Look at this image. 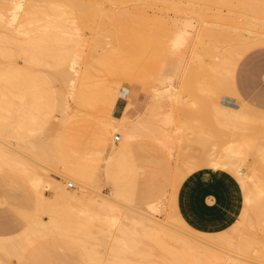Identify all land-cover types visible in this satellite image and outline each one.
<instances>
[{
	"label": "rangeland",
	"instance_id": "obj_1",
	"mask_svg": "<svg viewBox=\"0 0 264 264\" xmlns=\"http://www.w3.org/2000/svg\"><path fill=\"white\" fill-rule=\"evenodd\" d=\"M105 1H103V3H104L103 7L104 8H105V6H107L108 8L112 9L111 7H113V5H115L114 2L116 3L117 1L120 2L119 4H121V3L124 4L123 8H125V6L128 5V7L126 6L127 8H125L126 9L125 10L122 8L121 5H120L121 7L119 6L120 7L119 8L118 7L119 4L116 3V6H117L116 9L117 10L113 7L115 13L113 12V9H112V13H111L114 15L116 14L117 18H120V20L122 18V20L124 19L123 20L124 22L126 20L127 21L125 23L123 21H121L120 23H114L115 18H116L115 17L114 21L111 20V21H113L112 24L114 23V24H119V25H114V24L112 25L109 23L110 17H108V19L106 17V20H109V22L105 21L106 23L102 27H99V26L97 27V25H95V28H94V25L91 24V25H93L92 28H94V30L91 29V26L89 24L88 27H90V29L88 31V29H87L88 27L85 28V26L87 24H85V26L82 27V24H84L85 22L83 20H80L81 18L77 17L78 15H74L72 17V19L75 20V18H76L77 20L76 21L73 20V23H71V24H69V26L67 25V27H65L66 29L65 28L62 29L63 33H66V35L69 34L68 39L73 40L72 44L70 43L71 40L69 41L66 39L65 42H63L64 45H62V43H59L60 46H59V44L57 46V48H59V49L56 48V50H59L60 51L59 53H61L65 58L67 57L66 59L64 58V62H67V63L61 62V64L64 63L66 65H64V64L60 65L61 68L65 67V69H62V70L65 71L64 73L66 75H64V76H66V77L65 78L58 77L59 76V74H57L58 70L61 69V68H59V63H58V62H60V60L56 61L55 67H57V68L53 67L56 70L58 69L57 73H55L56 75L52 74L53 72H56V70H54L52 68L51 69L50 68H48V69L44 68V71L42 70L43 72L42 73L40 72L38 77H36V76L35 77L33 76L34 78L30 77V79L33 80V82L35 84H36V82L40 83V84L38 83V85L36 84V86H39L41 88V92L44 93V96H46L50 99L55 98V99H53V103L59 102V103H56V106L54 104V109H53L54 112L53 113H51L50 115L48 114L47 116H45V115L43 116L42 114H44V113L43 112L41 113V111H38L41 109H39V108L34 109V108H37L39 106V103H35V105H34L31 101V100H33L32 97L34 95H32L31 93H30L31 94L30 95L29 93L23 94V92H19V91H15V90L14 91L9 90L0 81V124H3L5 129H6L5 134H4V136L6 138L5 142L7 141L10 146L19 150L20 149L19 147H24L25 145L27 146V144H29L28 142L29 141L31 142L30 139H35V136H37V135H35L34 138L33 137L31 138V136L34 135V134L33 135L31 134V136H29L30 137L29 139L28 138L24 139L21 136H19V137L17 136L16 132L18 130L20 113L23 111L26 114L30 115L31 118L38 116V117H41L40 119L43 121H45V119H43L42 117H44L46 119H47V117H49L48 118V120H49L48 125L52 126L51 127L52 128V134L56 133L54 130H58V129H59V131H58L59 134L65 135L70 130H73V132H74V130L76 131L77 129L81 128V132H83V133L80 134L81 135L80 137H82L80 139V141L85 143V146H87L89 144L90 145L92 144V146H87L86 147L87 149L85 147H83L84 149H86V151L84 149L79 150V149L73 148V151H71V154L74 153L73 154L74 156L75 155L76 156H82V153L84 152L83 156H86L85 154L87 153V150L90 149L87 153L88 154L87 156L89 157V158L87 157V160H90L91 162L88 161L90 164L88 162H86V163H88V165L90 167L93 164H94V166L96 165L97 169L93 166L91 167V169L94 168L95 170L99 169L101 171H97L99 173L96 174L95 173L96 171H94V169L91 171L89 170L90 176L92 175L93 177H90L91 182L89 181L88 183H90V184L92 183V184H91V186H89V184H88V186L91 187L90 188L91 190L93 189L92 190L93 194L96 193V194H100L103 196H110L111 186H110V184H108L109 182H107L106 176L104 175V172L101 169V166L103 165V161H102L103 159L102 158L105 155L107 157V154L110 153L109 149L111 148L110 147L111 145L119 148L121 143L124 141V136L122 133H119V132H114V134L111 135V133L109 131H107L106 129L107 128H108V130L110 129L109 128L110 123H115L114 119L117 120L118 118H120L122 116H127V117L129 116L131 119H143L144 118L146 121V122L143 121V122H145L144 123L145 127L146 128L149 127L151 131L146 129L143 126L141 128V132L138 133L136 136V139L134 142V146H135L134 152L126 155V157L128 159H129V157L132 160L134 159V161H133L134 167L132 169V173L129 174L128 179H132L131 187H132L133 197H134L135 202L134 201H126V200L122 201V200H120V201H118V205L125 203V204H122L125 207H124V209H123V207H120V206L119 207L122 208L124 211H126V210L129 211L128 209H130V210L132 209L133 210L132 213L138 211L137 213H133L135 215L140 213V212L145 213L146 215H153L154 214L151 217H153V218L155 217L159 220V222H162L164 224L163 227L167 231L175 232V228H173V227H177V229H176L177 232H175V233H179V235L184 234L183 238H185L187 236L189 238V240L190 239H191V241L194 240L198 244H199L198 241H200V244L203 243V246H204V243H205V245L207 244L209 247L211 246L210 244H212L213 246H211L210 248H214L216 245L218 247V249L215 250L217 248V247H215L214 249H212L214 251H218V252L219 251L220 252L225 251V252H230V253H236L238 249L235 251V248L237 246H239L238 244H241L242 247L241 246L240 247L243 248L244 250L246 247L251 249V247H248V246L245 247L244 244H246V241L242 240V239H240V241L241 240L243 242L245 241L244 244H243V242H240L239 240L236 241V238L232 239V243L237 242L236 244H233V246H236V245L237 246L234 248V250H232L229 248V246L232 247V244L231 245H225V244L220 243V245H219L218 241H217L218 243H216L215 239H217L218 237L216 238L214 234L213 235L215 238L212 237L211 234L210 235L204 234V236H209V238L207 239L204 236L202 237L201 236L202 234H200L197 231H194L191 228L187 227L189 229V231H188V229H185L186 226L184 225V221L180 217V215L178 214V211H177V195H178L179 188H180L181 184L183 183V181L189 175L195 173L196 171H198L200 169H204V168L213 169L212 168L213 164L216 163L217 164V168H216L217 170L226 171L224 169L226 166L225 165L223 166V164H222L224 162V159L222 160L221 157L225 156L224 154L227 152L231 154V152L235 151L238 147L239 148L243 147V146H237V148H234V147H236V143L239 145H241V143H238L239 141L233 140L234 138L231 134L232 132H237L238 134L242 133L243 135L248 134L247 137L250 136L249 138L257 139V141L261 138L260 135H261V131L263 132V128H262L263 124L260 125L259 124L260 122H258V123H256V122H254V123H239V124H243V126H244V127L243 126L240 127L241 133H239L238 132L239 130L237 128L238 126H233L234 128L232 126H230V128H229L228 125L225 126V125L221 124L220 122H218L219 120H218V118H216L217 116L211 107V103H212V101H215L217 103L227 102L228 99L225 100V98L228 97V98L233 99V101L231 102L233 105H236V106L242 105V103L237 100V96L235 94H233V95H235V96H233L232 94L219 93V92H217L218 91L217 88H215V87H217V82H214V81H217L216 71H217V68H220L221 61H222V58L224 56L223 55L224 49H223V46H221V44L219 42H217L218 41L217 35H218L219 30H222V31L231 30V29H229V26H230V24H233L234 22L232 23V21H231L228 25L227 24L228 20H226L227 17H232L233 19L235 18L236 21H243L245 19L246 20L250 19L251 24L253 26H257L256 23H259L261 20V19L259 20V18L260 17L264 18V13H263L264 11L260 10L262 7H260V8L258 7V5L260 6V4H258L256 0H251V1L246 0L245 1L246 4L242 0H240V1L239 0H231L230 2H229V0L228 1L227 0H212V2L214 1L215 4L209 2V0H202V1L200 0V2H202V3H199V1L197 3L196 0H192L194 2H192L190 0L189 1L188 0H184V1L178 0V2H177V0H173V1L171 0V2H173V3H170V0H169V2H168V0H167V2L165 0H161V1H163V3L160 0H153V1L142 0L144 2L148 1L149 4L144 3L141 0H131V1L122 0L125 3L121 2L120 0H116V1L112 0V2H110L112 5L108 4L109 3L108 1H110V0H107V3H105ZM139 1L141 3H139ZM187 1H188V3H187ZM237 1L240 3H238ZM134 2L135 3L137 2V3L134 4ZM189 2L191 4H189ZM227 2H228V5H226ZM252 2H253V4H252ZM129 3H130V6H129ZM167 3L172 4L173 6L176 3L177 4L173 7L174 8L173 9L171 7L172 5L169 6V4H167ZM192 3L195 4V6ZM196 3H197V5H201L203 8H200L201 6H196ZM208 3H210V5H208ZM234 3H235V5H234ZM143 4H144V6L147 5L149 8L144 7ZM179 4L182 5L181 7H183V8L179 7V9L181 8V10L178 9ZM231 4H232V6H231ZM189 5H190V7H189ZM246 5L248 6L247 7L248 12L245 11ZM132 6L133 7L134 6L135 7L143 6L141 8L144 9L145 11H143L140 8L141 11L138 13L137 10L139 9V7H138V9H136V8L132 9ZM153 6L154 7L160 6V8L156 7L155 8L156 10H153L154 9ZM192 6L196 7V9L193 8ZM205 6H207V7H205ZM107 7L105 9L106 12L111 11ZM197 7H199V8H197ZM227 7H228V10H229V7L234 8V10L230 9L228 11ZM235 7H236V9H235ZM204 8L207 9L206 12H204L205 10L203 11ZM211 8L212 9L215 8V10L212 11ZM252 8H253V10H252ZM107 10H109V11H107ZM123 10H125L127 13H125ZM131 10L134 11L133 12L134 14H132ZM257 10H260L263 15H259L258 14L259 11H257ZM117 11H119V14ZM120 11H123V13H124V15L122 14L123 17L121 16ZM230 11H234V13H232ZM136 12H137V14H136ZM142 12H144V13H142ZM129 13H131L133 15L132 17H135V18L134 19L132 17L129 18ZM235 13H237V14H235ZM255 13H256V15H255ZM108 14H110V12ZM111 14H110V16H111ZM126 14H128V16H125ZM131 14H130V16H131ZM218 14H219V16H218ZM118 16H121V17H118ZM128 18H129V20H128ZM136 18H138V19H136ZM254 18H258V22L256 20H254ZM78 19L80 20V22ZM81 21H83V22L81 23ZM129 21L130 22L134 21V22L131 23L132 24L131 25V24H129L130 23ZM135 21L137 24L135 23ZM121 23H122V26L120 28ZM261 23H264V22L261 21ZM109 24L112 25V27ZM134 24H136V25H134ZM106 25L110 26L111 28L106 26ZM123 25L127 26L126 28H128V29L126 30L124 28L125 26L123 27ZM113 26H116V28H118L117 26H119V30L122 28H123V30L119 31L118 29L114 28ZM83 28H85L86 30H84ZM97 28L102 30L101 34L98 32L100 30ZM104 28H108L109 31H107L108 29L103 30ZM96 29H97V31H96ZM115 29H116V32H115L116 34L114 33ZM110 31H113L112 36L117 35V38L112 37L111 35H108V34H110ZM118 31L121 34L120 36L117 33ZM199 31H201L200 35H199ZM124 33H126V34H124ZM123 34H124V36L127 35L128 37L127 36L124 37ZM184 35L186 36V38ZM182 36H183V38H182ZM199 36H200V38H199ZM187 37H188V39H187ZM113 38H115V39H113ZM117 39H120L119 42L121 44L119 42H117L120 46L123 45L124 47H126V48L121 47L122 50L126 49V51L123 50V52L125 51L124 53H121L122 52L121 51L120 54H118L119 53L118 50H120L119 47H117L118 53L115 51L117 49V48H115V46H117V43H116ZM179 39H181V40H179ZM186 39H187V42H186ZM212 39H214V42ZM175 41H176V43H175ZM181 41H183V42H181ZM195 41H196V43H195ZM203 42H204V44H203ZM207 43H208V46H206ZM129 44L131 46H128ZM195 45H196V47H195ZM218 45H220V46H218ZM188 46H190V47H188ZM61 48H62V50L66 49V51L63 50L64 51L63 52L61 50ZM112 48H113V52H112ZM96 50H99V51L101 50V54L98 52L100 57L95 52ZM102 50L105 52L104 56H109L110 52H111V54L114 55V57L116 56V58H114L113 55H110L109 57L112 56V58L110 59L108 57L110 59V61H107V62L113 61V58L117 59L118 55H120V58L117 59V61H116L117 63L114 60L116 66L120 63L118 60H120L121 57L123 56V54H125V56H123L121 59V62H123V63L120 64L121 66L120 65H119V67L117 66V68H119V69L116 68L117 69L116 71H118L119 76H118V74L115 76L116 73H114V72H112L114 74L110 73V71H107L105 73L103 72V70H102L103 65L107 64V62L104 63L106 61L105 58L106 59H108V58L104 57L102 55L103 54ZM107 50H110V52L108 51L109 55L107 53ZM220 50H222V51H220ZM70 51H74V52L70 53ZM127 51H128V54H127ZM132 51H134V52H132ZM67 52L70 54L74 53V55L76 56L75 59L81 60V64H79L80 69H81L79 72L80 74L79 73L76 74L77 72L75 73L74 72L75 70L73 68H72L73 72H72V70L71 71L69 70L70 68H67V66L69 64H72L71 62L75 63L74 61H76V60H74L75 56L74 57H72V56L68 57L69 54ZM115 52L117 55L114 54ZM130 53H132V54H130ZM67 54H68V56H67ZM93 54H95V55L97 54V55L93 56ZM214 54H215V58H217L218 56H219V58L214 59ZM86 55L88 57H85ZM249 55L250 56H246L245 58L241 59L239 65H237V66H230L229 65L231 68V69L229 68V72L236 75V77H237V80L235 82H233L236 90L239 91V93L245 97L246 101H248L250 103H252V102L254 103V101L259 100L260 99L259 97L264 94V51L262 50V51L252 52ZM89 57L90 58H92V57L98 58L99 57L101 59L98 58V60L96 61V59L91 60ZM102 57H104V58H102ZM196 57H197V59H196ZM69 59L72 61H70ZM84 59H87V62H85ZM90 60L95 61L97 66H95L96 64L93 65L94 63L91 62ZM102 60H104V62H103L102 68H101L102 62H100V61H102ZM125 61H127V62H125ZM19 62H20L21 66L24 65V62H22V60H19ZM83 62L86 63L87 65L89 64L90 68L88 69V71L93 66L96 69H94V68H92V69L94 71L97 70V72L95 71L93 74H91V73L89 74V72L86 69L85 71L88 72L89 75L86 72H85L86 75H84V74L82 75L81 72L84 73L83 70L85 69L84 67H81L82 65L85 66L83 64ZM89 62H91L92 65ZM98 63L100 64L99 66L101 69L99 68ZM87 65L85 66L86 68H87ZM110 65L111 64H107V65H104V67L106 68V66H110ZM112 65H114V63ZM112 65L110 67H113ZM249 65L254 66L257 69V74H256L257 77L254 79H252L251 77H249L247 79H243L244 78L243 77V70L246 66H249ZM181 66H182V73L179 74ZM188 66H189V68H188ZM69 67H71V66L69 65ZM66 68H67V70H66ZM105 68H104V70H105ZM99 69H100V72L98 71ZM230 70H232V71H230ZM67 71H68V73H66ZM225 71H227V66L225 68ZM59 72H61V70ZM70 73H72V74H70ZM73 73H75L79 77L78 78L74 77ZM106 73H110V76H109V74L107 76ZM227 73H228V71H227ZM61 74L63 76V73H61ZM81 75H82V77H80ZM113 75H114V77H113ZM67 76H71V77H67ZM71 81H74V83H72ZM200 82H202V83H200ZM75 84H76V86H75ZM171 86H173V87H171ZM171 88H173V90H171ZM168 89L171 90L167 94V96L169 98L167 96L164 97L165 100H162L163 102L161 101V103H157L158 104L157 105L156 100H154L155 98L154 97L152 98V96H154L156 94L157 90L166 92ZM80 90L81 91L83 90V92H85L84 93L85 95H81L82 93ZM79 91L81 93V94H79V95H81L80 97H79V95L77 96V94H76V93H79ZM173 93H174V96H173ZM239 93H237V94H239ZM103 94L106 96H104ZM169 94H171L172 97ZM177 94H179V95H177ZM86 95H89V96L86 97ZM39 96H40V93H38V95H37V97H38L37 99H40V102L43 101L42 99H44V100L46 99L43 96H42L43 98L42 97L40 98ZM83 96H85V97H83ZM100 96L102 98H104V97H106V98H104V100H103V99H101ZM30 97H31V100H29ZM77 97H79L81 99L80 100L78 98L80 100V102L78 101ZM98 97L100 100L97 99ZM58 98H59V100H58ZM55 100H57V101H55ZM84 100H85V103L89 102L90 104L88 105V103H87L85 105ZM88 100H90V101H88ZM105 100H108V101H105ZM29 101H30V103H29ZM91 101H93V102L91 103ZM94 102L96 103V105L94 104ZM107 102H109L110 105H107L106 104ZM152 102H154L155 105L158 106V107L157 106L156 107L159 110L156 109L155 105L152 104ZM31 104L34 107H32ZM57 104H59V105H57ZM92 104H94L95 108L92 107L93 106ZM97 104H98V106H97ZM112 104H114V105L112 106ZM161 104H162V106H161ZM153 105H154V107H153ZM62 106H63V108H62ZM100 106L102 107V109L106 107L105 109L108 108V110L103 111V110H101V108H99ZM111 106H112V108H111ZM58 107H59V109L62 108V110H59V109L57 110ZM151 107H153V108L151 109ZM202 107L206 108V109H202ZM257 107H258V109L262 110V108L260 106H257ZM78 108H80V109H78ZM97 108L100 109L101 111L98 110ZM208 109H210V110H208ZM42 111H43V109H42ZM99 111L101 112V115L98 116ZM149 111H152V112L154 111V112L152 113ZM31 112L34 114L36 113V114L33 116V115H31L32 114ZM37 112L38 113L40 112L41 114L39 113V115H37L38 114ZM64 112H66V114H65L66 116H68L70 113H72V114L75 113V115L77 117H75V115L72 116V114H71V117L66 118L69 121H67L65 119L67 122L65 123V125L63 124V126H62V122H65L63 120L64 118L62 117L64 115ZM106 112H110V113H107V115L111 114V116H109V117L110 118L113 117V118L110 119L107 115L105 116ZM206 112H209V113H206ZM151 113H152V115H151ZM167 113H170L172 115V117L170 115L168 118L171 121V122L169 121L170 123L168 122V119L166 118ZM213 113H214V115H213ZM156 114L158 117L156 116ZM158 114H160V115H158ZM259 114H260V112H258V115ZM148 116H153L154 118L148 117ZM71 118H74V119L70 120ZM172 118H173V121H172ZM40 119L37 117L34 120L32 119V121H34L33 122L34 124L32 127L34 130H37V128L39 129V127H38V126H40L39 122L42 123V121ZM152 119H153V122H152ZM103 120L105 122H107L109 120V122H107V124H104ZM216 120H218V121H216ZM203 121H205V122H203ZM35 123H37V124H35ZM146 124L148 126H146ZM256 124H258V126H256ZM34 125H36V126H34ZM104 125H107L108 127L107 126L104 127ZM248 125L250 127L245 128V126H248ZM251 125H252V127H251ZM259 126H261V128ZM61 127H62V129H61ZM257 127H258V129L259 128L260 129L258 130ZM60 129H61V131H60ZM156 129H158V130H156ZM256 129H257V131H256ZM34 130H33V133H36ZM162 130L163 131L165 130V132H163ZM42 131H41V129H40V131H38V135H41L40 138H43V139H44V137L47 138L48 136L45 135L44 131L42 133ZM249 131H250V133L251 132L252 133L250 134ZM58 132H57V134H58ZM220 132L222 134H220ZM159 133H161V134H159ZM57 134H55V136ZM213 134H215V135H213ZM114 135H116L117 137L120 136L119 142H116L114 140ZM217 135L218 136L220 135L221 137L220 136L218 137ZM222 135H224V137ZM216 136H217V138H215ZM36 138H38V137H36ZM45 140L47 141L48 139H44L43 141H45ZM229 141H231V142H229ZM31 144H32V142H31ZM102 144H103V146H102ZM232 146H233V148H232ZM21 150H19V151H21ZM78 151L81 153H79ZM91 152H93V153H91ZM89 154H91V155H89ZM203 155H205L204 156L205 158L203 157ZM91 156H93V157H91ZM94 156H95V158H94ZM219 156H221V157H219ZM214 158H216V160ZM199 159H200V161H199ZM212 159H214L216 162ZM95 160H97V161L101 160V162L99 163V162H96ZM205 160L207 162V165L209 164L210 166L205 165L202 167V164L205 163ZM196 162L198 165H195ZM211 162H213V163H211ZM218 162L220 165L222 164V166H220L218 164ZM48 163H50L51 165ZM135 163H136V165H135ZM100 164H102V165H100ZM41 165H45L44 167L48 168L47 174L51 178H53L57 181H60L65 188L67 187L66 186L67 182H73L74 183L73 180L65 179L60 175V173H62V171H63L62 170L63 165L61 163H59L57 161H50V162H47V163H44ZM90 167H89V169H90ZM253 168H255L256 175L258 176V178L261 180V182L264 185V166L262 164H260L259 162L257 163L256 160L250 159L249 161L245 162V164H243L242 171L246 175L250 172L253 173L252 172ZM20 169H22V167L17 168V166L16 167L14 166V168H13L12 166H10V167L9 166L8 167L7 166H0V177L2 178L3 181H4V179L7 180V181H4L5 183L7 182L6 183L7 187H9V188L11 187L10 191L7 190L9 188H7L6 185H5L6 189L4 188V186L1 188L3 181L0 178V180L2 181V182L0 181V184H1L0 190L3 188L5 189V190L0 191V201H1L0 202V211L4 212V216L1 220L4 223L13 225L15 227L11 231L0 232V236L2 235L4 237H13L15 235L22 233L24 231V229L27 228V225H28L27 219H26V217H23V214L21 215L19 213L20 211L33 213V214L37 213L39 215V218L42 221H44L45 223L50 221V215H48L47 212L42 213V211H45L47 209L42 210V211L39 210V206H38V202H37V192H36L37 188H36L35 184L33 182L29 181L27 175L24 174L25 172L23 171V169H22V171L24 173ZM185 171H186V173H185ZM226 172L231 173L229 171H226ZM231 174L234 175L233 173H231ZM234 176L237 179L239 178L237 175H234ZM8 180H10L9 181L10 183L8 182ZM238 181H239V179H238ZM11 182H13V183H11ZM74 184L77 187L76 190H78L79 189L78 185L76 183H74ZM43 185H45V184H43ZM52 188H53V186H51V185L49 187L43 188L44 193L47 196H49ZM15 189L19 191L20 196L18 195V192L16 195V192H14ZM6 190H7V192H5ZM242 190H243V188H242ZM2 191L5 192V195L3 192L4 196H6L8 194V191H9L11 195L13 194L14 196H16V198H19L20 200L21 199L24 200V203H25L24 207H26V208L25 209L23 208L24 210L21 209L23 207V204H22V202H20V204L22 205L20 208H18V209H20V211L18 209H16L17 210L16 211L14 208L15 207L17 208L18 205L20 206L19 202L16 203L17 201L15 202L14 199L11 200L12 198H10V196H11L10 194L8 195L9 198L7 196L4 197L2 195ZM243 193H244V198H245V191L244 190H243ZM22 195H24V196H22ZM3 197L6 200H8V203H9V199H10V201L15 202L14 204L11 203V205H13V206L15 204H18V205L15 207H13V206L11 207V206H8V205H10V203L4 204L2 202V199H4ZM160 200H163V202H164V205H165V207L163 208L164 211L162 209L158 213L152 212V210H150V208H149V205L152 202L160 201ZM120 202H122V203H120ZM27 207H28V209H27ZM58 208H59V206H58ZM125 208H126V210H125ZM134 208H136V209H134ZM26 209L29 211H27ZM77 209H79L78 212L81 214L80 208L77 207ZM135 210H137V211H135ZM139 210H140V212H139ZM76 211L77 210H75L74 212H76ZM74 212H73V214H71V216H69V218L73 217L72 215H74V214H75L74 217H76V214L78 212L77 213H74ZM174 213H176V214H174ZM247 213L248 214L244 215V213L242 211V214L244 217L241 214L242 217H240L239 220L237 221L240 223V225H242L241 222H243V221H240V219L243 220V218H244V220H245V218H247L246 220H249V223L247 221V223H248L247 226H249L251 223H253V221H254L253 219L255 218L254 212L249 208L247 210ZM80 214H77V217H76L79 222L81 221L80 217H79ZM176 215H178V216H176ZM87 216L90 217L89 214H87L85 216L82 215L81 217L82 218L86 217L85 219L88 220L89 218H87ZM138 216L141 217L140 214ZM174 216L176 217V219H178L177 220L178 223H177V221L175 223L174 220L171 218ZM101 217H102V221L99 219L100 218V216H99L97 218L98 219L97 223L100 222L99 224L102 226L103 218L105 221L106 217L103 214L101 215ZM249 217H251V218H249ZM256 218L258 219L257 215H256ZM73 219L71 221L72 223L75 221V219L74 220ZM77 219L75 222L79 223V222H77ZM85 219H82V220L84 221ZM171 219H172V221H171ZM251 219H252V221H251ZM257 219H256V221H258ZM261 219L262 218H260V220ZM166 220L169 223V225L167 224ZM181 220H182V222H181ZM68 221H69V219H68ZM96 221H94V226L96 225L95 226L96 227L95 232H93L94 229L91 232L93 234L95 233L96 236H98L97 233H99V231H100V233H102V232L97 227L100 225L97 224ZM179 222H181V224L184 225L185 227H183ZM237 222L235 223L236 225H233L234 228L233 227L230 228L231 232H233V233H236L235 230H238V228L242 229V228H240L241 226L239 225V223L237 224ZM84 224H86L85 221H84ZM79 225H80V223H79ZM89 225H91L92 228H95L93 226V222L90 223ZM171 225H172V227H170ZM237 225L239 227H237ZM247 226L243 224L242 227H245L247 229L248 228ZM72 227H74V226H72ZM100 228H102V227H100ZM179 228L182 230H180ZM230 229L226 230L227 235H229ZM232 229H233V231H232ZM252 229H251V227H250V230L248 228V230L246 231L247 233L243 231L244 228L242 230L244 233L247 234L245 236L244 233H242L245 236L247 243L249 242L248 243L249 246H250V243L255 242L256 239L254 238L255 236H253L252 237V238H254V239H252L253 241L251 240V238L248 241V239L246 238L248 236V233H253L254 235L256 234L257 235L256 238H258V240L260 238H262L260 241L263 244L264 238L262 237V235H263L262 230L259 227L255 228L254 230H252ZM113 230H115V229H113ZM183 230H185L184 232H186L187 234H185L184 232L181 233V231H183ZM195 232H196V234H194ZM113 233H114V231H113ZM223 233H221L222 237L226 236L225 235L226 233L224 231H223ZM188 234H190V235H188ZM114 235L115 234H113L111 236L115 237L116 235L115 236ZM216 235H220V234L216 233ZM96 236H93V238ZM102 236H103V233L100 234L98 236V238L101 239ZM112 237L110 238V234H108V239L110 238V240H108V239L107 240L109 243L114 242V240L111 241V239H113ZM192 237H196V238H192ZM198 239H200V240H198ZM202 239L204 240V242L201 241ZM91 240H92V238H91ZM238 241H239V243H238ZM256 243H255V245H256ZM172 244L174 245L175 243H171V246H173ZM253 244L254 243H251L252 246H254ZM258 244H259V242H258ZM258 244H257V246L252 247L249 256L248 255L244 256V254L240 255L238 252L236 253V255L237 256L240 255V259L244 258L247 261H255V262L262 264L263 262L258 260L255 257L256 253H257L256 251H261V250H259V248H261V246H258ZM207 245H206V247H207ZM37 246L42 247V249H45V251H46V249H47V251L50 249H53L54 252H50V256H51L52 260L54 261V263L62 264L64 262V260L70 259L73 262H76L79 264H89L83 250L75 244L74 239L72 237H67L64 235H54V236H50V237L40 238L39 240L34 242L28 248V250L25 252V254L22 258L21 263H19V260L15 259V257H11V258H9V260H7L8 259L7 257L2 256L1 258H3V257L4 258L3 259L0 258V260L2 261V262L0 261V264H9V263H11V264H27V262L33 256V254L36 253L35 248ZM175 246H173L171 248L174 250H179L178 246L177 247H175ZM220 246H222V249L220 248ZM263 247H264V244H263ZM255 248H257V249H255ZM97 249H100V250L102 249L101 250L102 252L100 250H97V251L100 252L102 256L105 253L104 258H106V256H107L106 250L107 249L104 248L105 252H104V249L101 247L97 248ZM243 249H241V251ZM254 249H255V251H254ZM261 249H262V251H264V248H261ZM227 250H229V251H227ZM37 254L38 253H36V255ZM107 258H108V256H107ZM6 262H8V263H6Z\"/></svg>",
	"mask_w": 264,
	"mask_h": 264
},
{
	"label": "bare ground",
	"instance_id": "obj_2",
	"mask_svg": "<svg viewBox=\"0 0 264 264\" xmlns=\"http://www.w3.org/2000/svg\"><path fill=\"white\" fill-rule=\"evenodd\" d=\"M103 1H105V0H0V81L2 82V84L4 86H6L9 90H13V91L15 90V91L23 92V94H27V93L30 94L31 93L32 95H34L33 96L34 98L32 97L33 100H31V97L29 100H31L34 105H35V103H39V106L41 105L40 107L38 106L37 108H34V109H38V108L41 109L38 111H41V113L43 112L44 113V114H42L43 116L44 115L47 116L48 114L50 115L51 113H53L54 112V110H53L54 104L56 106V103H59V102H55V101H57V100H55L54 101L55 103H53V99H55V98L50 99V98L44 96V93L41 92V88L39 86H36V84L38 85L39 82L37 83L35 81L36 82V84H35L33 82V80L30 79V77H33V76L38 77L40 72L42 73L44 71V68H47V69L52 68V69L56 70L55 68H57V67H55V65H56V61H58V60H60V62H58L59 68H61L60 65L67 63V62H64L65 57L61 53H59L60 51L56 50V48H57L59 43H62V45H64L63 42H65L66 39L69 40L68 39L69 34L66 35V33H63L62 29L67 27V25L69 26V24L73 23L74 19H72V17L74 15H78L77 17H80L81 18L80 20H83L85 22L84 24H82V27L85 26V24H87L85 26V28H86L90 24L92 30H94L95 25H97V27L98 26L102 27L106 23L105 21L109 22V20H106V17H107V19H108V17H110V22H109L110 24H112L115 17L116 18H115L114 23H120L121 21L124 20V19L122 20V18H121V20H120V18H117L116 14L115 15L111 14L113 7L116 9L117 8L116 3L119 4L120 2H118V1L116 3L114 2L115 5H113V7H111L112 9H110L107 6H105V8L103 7V5H104ZM120 1L123 2L122 0H120ZM129 1H131V0H129ZM148 1L147 2L142 1V2L149 4ZM151 1H153V0H151ZM165 1L167 2V0H165ZM188 1H187V3H188ZM190 1H192V0H190ZM196 1H197V3H198V1H199V3H202V2H200V0H196ZM230 1L231 0H229V2ZM242 1L245 3L246 0H242ZM256 1L258 4H260V6L258 5V7L259 8L262 7L260 10L264 11V0H256ZM108 2H109L108 4H111L110 2H112V0H110ZM161 2L163 3V1H161ZM168 2H169V0H168ZM177 2H178V0H177ZM192 2H194V1H192ZM209 2L214 3V1L212 2V0L211 1L209 0ZM105 3H107V0L105 1ZM123 3H125V2H123ZM136 3L134 2V4H136ZM139 3H141V2L139 1ZM170 3H173V2H171V0H170ZM197 3H196V6H201V5H197ZM238 3H240V2H238ZM167 4H169V3H167ZM189 4H191V3L189 2ZM252 4H253V2H252ZM120 5L122 6V8L124 7V4H122V3L119 4L118 7ZM170 5H172V4H169V6ZM193 5L195 6V4H193ZM208 5H210V3H208ZM226 5H228V2L226 3ZM234 5H235V3H234ZM126 6L128 7V5H126ZM126 6H125V8H127ZM129 6H130V3H129ZM143 6H144V4H143ZM143 6H138L139 9H138V7L132 6V9L133 8L138 9L139 11L137 10V12L139 13L142 9L141 7H143ZM174 6L172 5L171 7L173 8ZM181 6L182 5L179 4L178 9ZM231 6H232V4H231ZM106 7L111 10V11L107 10L110 12L111 16H110V14H108L109 12H106V10H105ZM144 7L147 8L148 6L146 5ZM156 7H158V6H156ZM156 7H154L153 10H156L155 9ZM189 7H190V5H189ZM205 7H207V6H205ZM247 7L248 6L246 5L245 11L248 12ZM125 8H123V9H125ZM158 8H160V6ZM181 8H183V7H181ZM181 8L179 10H181ZM193 8L196 9V7H193ZM197 8H199V7H197ZM200 8H203V7L201 6ZM215 8L214 9L211 8L212 11H214ZM230 9L234 10V8H232V7H229V10ZM235 9H236V7H235ZM125 10H123V11L125 13H127ZM142 10L145 11L144 9H142ZM206 10H207L206 8L203 9L204 12H206ZM227 10H228V7H227ZM252 10H253V8H252ZM260 10H257V11H259L258 14L263 15ZM123 11H120V14L122 17L124 15ZM113 12H114V9H113ZM117 12L119 14V11H117ZM133 12L134 11H132V14H134ZM137 12H136V14H137ZM230 12L234 13V11H230ZM142 13H144V12H142ZM130 14L131 13H129V18L133 16L132 14L130 16ZM235 14H237V13H235ZM255 15H256V13H255ZM121 16H118V17H121ZM125 16H128V14H126ZM218 16H219V14H218ZM129 18H128V20H129ZM132 18L134 19L135 17H132ZM136 19H138V18H136ZM76 20L77 19L75 18L74 21H76ZM80 20H79V22H80ZM111 20H113V21H111ZM226 20H228L227 21L228 25L231 21H232V23L233 22L234 23L230 24V26H229V29H231L232 31L226 30L227 31L226 32V31L219 30V32H218V35H217L218 41L217 42H219L221 44V46H223V49H224L223 55L224 56H223V58L221 57L222 58L221 66H220V68H217V71H216L217 81H214V82H217V87H215L218 90V91L216 90L217 92L227 93V94H232V95L235 94L237 96L236 90L234 89V83H233L235 75L229 72V68H230V66H237L238 63L240 62V60L250 51H252L256 48H259V47H264V23H261V21L264 22V18H261V17L259 18L260 24L256 23L257 26H253L251 24L250 19L249 20L245 19L243 21H236L235 18L233 19L232 17H227ZM254 20H256L258 22V18H254ZM83 21H81V23ZM133 22L134 21L130 22L129 24H131ZM135 23H136V21H135ZM91 24L94 25V28H92L93 25H91ZM136 24H134V25H136ZM112 25H110V26L112 27ZM114 25H119V24H114ZM106 26H108V25H106ZM110 26H108V27H110ZM121 26H122V23L120 24V28H121ZM124 26L125 25H123V27ZM113 27L116 28V26H113ZM117 27L118 28H116V29L119 30V26H117ZM126 27L127 26H125L124 28L127 30L128 28H126ZM85 28H83V29L86 30ZM87 29L89 31L90 27H88ZM97 29H99V28H97ZM97 29H96V31H97ZM105 29H108V28H104L103 30H105ZM116 29L114 30V33L116 32ZM99 30L100 31H98V32L101 34L102 30L101 29H99ZM121 30H123V28L120 29L119 31H121ZM107 31H109V29ZM119 31L117 33L120 36L121 34ZM112 32L113 31H110V34H108V35L112 36L113 35ZM200 32L201 31H199V35H200ZM124 34H126V33H124ZM124 34H123V36H124ZM126 36H124V37H126ZM112 37L117 38V35H114ZM182 38H183V36H182ZM185 38H186V36H185ZM199 38H200V36H199ZM113 39H115V38H113ZM181 39H179V40H181ZM187 39H188V37H187ZM187 39H186V42H187ZM70 40H71L70 43L72 44L73 40L72 39H70ZM117 40H116V43L119 42L120 39H117ZM212 40L214 42V39H212ZM181 42H183V41H181ZM175 43H176V41H175ZM195 43H196V41H195ZM203 44H204V42H203ZM59 46H60V44H59ZM128 46H131V45L129 44ZM190 46H188V47H190ZM206 46H208V43ZM218 46H220V45H218ZM117 47H119L120 50H118ZM121 47H124V46L123 45L120 46L118 43H117V46H115V48H117L115 51L117 52V50H118V52H119V53L117 52L118 54H120L121 51H122L121 53H124L126 51V49H123V50H125L123 52ZM195 47H196V45H195ZM113 48H112V52H113ZM124 48H126V47H124ZM57 49H59V48H57ZM61 50H62V48H61ZM63 50L66 51V49H63ZM110 50H107L108 55H109ZM128 51H127V54H128ZM220 51H222V50H220ZM71 52H74V51H70V53ZM95 52L98 55H99V53L101 54V50L100 51L96 50ZM102 52H103L102 55L104 56L105 52L103 50H102ZM116 52L114 53L115 55H117ZM132 52H134V51H132ZM70 53H68L69 56L67 54L68 57H70V56L74 57L75 56L74 53L73 54H70ZM130 54H132V53H130ZM96 55L93 54V56H96ZM110 55H113V54H111V52H110ZM109 56H104V57L108 58ZM123 56H125V54H123ZM85 57H88V56L86 55ZM99 57H100V55H99ZM104 57H102V58H104ZM113 57H114V55H113ZM122 57H121V59H122ZM75 58H76V56L74 57V60H76ZM98 58L92 57L90 59L91 60L96 59V61H97ZM109 58L111 59L112 56ZM109 58L108 59L105 58V60H106L105 62H104V60L100 61V62H102L101 68H102L103 62L106 63L107 61H110ZM114 58H116V56ZM114 58H113V61L107 62V64L112 65L114 63V65L116 66L115 62L117 61V59L120 58V55H118L117 59H114ZM217 58H219V56ZM217 58H215V54H214V59H217ZM99 59H101V58H99ZM121 59L118 60L120 62L117 65L118 67L120 64L123 63V62H121ZM196 59H197V57H196ZM19 60H22V62H24L23 66L20 65ZM84 60H85V62H87V59H84ZM114 60H115V62H114ZM70 61H72V60H70ZM61 62H64V63L61 64ZM74 62L75 63L71 62L73 65L69 64L71 67H69V65H68L67 68H70L69 70L70 71L72 70V72L74 69L75 70L74 72L75 73L77 72L76 74H78L81 70L80 66H79V64H81V60L77 59ZM91 62L94 63L93 65L96 64L95 61H91ZM91 62H89V63H91ZM125 62H127V61H125ZM99 63H98V66L100 65ZM83 64L85 66L87 65L84 62H83ZM107 64H104V65H107ZM64 65H66V64H64ZM91 65H92V63H91ZM104 65H103V69H102L104 73L107 71H110V73H112V72L116 73L115 76L118 74V71H116V70L119 68H117V66L115 67L114 65H112L113 67H110L111 66L110 65V66H106V68H105ZM85 66H83V65L81 66V67L85 68L84 70L82 69L84 72V73L81 72L82 75L83 74L86 75V73L88 74V72H89V74L90 73L93 74L95 71L97 72V70L94 71L92 69V68L96 69L95 67L92 66L91 69L88 71V69L90 68L89 64L87 65V68ZM95 66H97V64ZM226 66H227L228 73H227V71H225ZM53 67H55V68H53ZM67 68H66V70H67ZM99 68H100V66H99ZM104 68H105V70H104ZM188 68H189V66H188ZM62 69H65V67L61 68L59 70L57 69L58 73L56 70V72H53L52 74L54 75L55 73H57V74H59V76L57 75L58 77L65 78L66 76H64V75H66V74L64 73L65 71ZM86 69L88 72L85 71ZM100 69L98 70L99 72H100ZM60 70H61V72H59ZM68 71L66 73H68ZM230 71H232V70H230ZM61 73H63V76ZM75 73H73L74 77L78 78L79 76L76 75ZM110 73H106L107 76H108V74L110 76ZM114 73H112V74H114ZM181 73H182V66H181L180 71H179V74H181ZM70 74H72V73H70ZM82 75L80 77H82ZM71 76H67V77H71ZM118 76H119V74H118ZM113 77H114V75H113ZM71 82L74 83V81H71ZM200 83H202V82H200ZM75 86H76V84H75ZM171 87H173V86H171ZM171 90H173V88H171ZM171 90L168 89L166 92L157 90L156 94L154 93L155 95L152 96L153 95L152 94L151 96H152V98L153 97L155 98L154 100H156V104L161 103L162 100H165L164 97H166L167 94L169 93V91H171ZM80 91H79V93H76L77 96L81 93H82L81 95H85L84 94L85 92H83V90L81 91V93H80ZM38 93H40L39 97L41 98L43 96L44 98H46L45 99L46 101L44 99H42L44 102L43 101L40 102V99H37ZM81 95H79V97ZM169 95H171V94H169ZM177 95H179V94H177ZM235 95H233V96H235ZM88 96L89 95H86V97H88ZM104 96H106V95H104ZM173 96H174V93H173ZM79 97H77V99ZM83 97H85V96H83ZM171 97H172V95H171ZM104 98H106V97H104ZM104 98L101 97V99H103V100H104ZM79 99H78V101L80 102L81 99L80 100ZM97 99H99V97ZM58 100H59V98H58ZM85 100H84V103H85ZM225 100H227V102L217 103L215 101H212V103H211V107L217 116L216 118H218V120H219V121L218 120H216V121L220 122L221 124H223L225 126L228 125L229 128H230V126H232V127L238 126L237 128L239 130L238 131L239 133H241L240 127L243 126V124H239V123H254V122L258 123V122H260L259 123L260 125L263 124L262 125L263 132L261 131V135H260L261 138L258 141H257V139L249 138L250 136L247 137L248 134L243 135L242 133L238 134L237 132H232L231 134L234 138V139L233 138L232 139L234 141L235 140L239 141L238 143H241V145L236 143V147H234V148H237V146H243V147H240V148L238 147L235 151L231 152V154L227 152L228 154L225 153L224 154L225 156H223V157L219 156V157H221L222 160L224 159V162L222 164H223V166L225 165L226 167L225 168L223 167V168L226 171H229V172H231L234 175H237L239 177L238 178L239 182H240L243 190L245 191L244 209H243L244 215L248 214L247 210L250 208L254 212L255 218H256V215L258 217V219L256 218L258 221H256V219L254 218L253 223L250 222L251 224L249 226L251 227V229L253 228L252 230L259 227L263 232L262 234L264 235V185L261 182V180L258 178V176L256 175L255 168L252 169L253 173L247 172L248 174H246V175L242 171L243 164H245V162L249 161L250 159H254V160H256L257 163L259 162L260 164H262L264 166V110L256 109V108L251 107L250 105H248L246 103H242V105H240V106L233 105L231 103L233 101V99L228 98V97H226ZM88 101H90V100H88ZM93 101H91V103ZM105 101H108V100H105ZM29 103H30V101H29ZM87 103H88V105L90 104L89 102H86L85 105ZM108 103L109 102H107L106 104L110 105V103L109 104ZM94 104L96 105L95 102H94ZM94 104H92L93 106L92 105L91 106L95 108ZM98 104H97V106H98ZM152 104L155 105L154 102H152ZM57 105H59V104H57ZM113 105L114 104H112V106ZM154 105H153V107H154ZM157 105H155V107ZM112 106H111V108H112ZM161 106H162V104H161ZM32 107H34V106L32 105ZM153 107H151V109ZM157 107H156V109L159 110ZM62 108H63V106H62ZM62 108L59 109V107H58L57 110L58 109L62 110ZM99 108H101V110H103V111L108 110V108L105 109L106 107L102 109V107L100 106ZM42 109H43V111H42ZM78 109H80V108H78ZM202 109H206V108L202 107ZM98 110H100V109H98ZM208 110H210V109H208ZM100 111H99L98 116L101 115ZM66 112H64V115L62 116L64 118V119L63 118L62 119L65 121V122H62V126H63V124L65 125V123L67 121H69L66 118L71 117V114H72V113H70L69 115L67 114L68 116H66L65 115ZM149 112H152V111H149ZM258 112H260L259 115H258ZM39 113L37 115H39ZM107 113H110V112H106L105 116L107 115ZM152 113H151V115H152ZM206 113H209V112H206ZM214 113H213V115H214ZM35 114L32 113L31 115L34 116ZM73 115H75V113H73L72 116ZM158 115H160V114H158ZM166 115H167L166 118L168 119L171 114L167 113ZM29 116L30 115L26 114L24 111L20 113L18 130L16 132L18 137L21 136L24 139L25 138L29 139L30 138L29 136H31V134L32 135L34 134L33 136H31V138L32 137L34 138V136L37 135V136H35V139H30L32 144L28 140L29 141L28 143L31 146L29 144H27V146L25 145L24 147H19L20 148L19 150L22 149L24 152L22 150H21L22 151L21 152L18 149L10 146L7 141L5 142L6 138H5L4 134H5L6 129H5L3 124H0V166H7V167L12 166L13 168H14V166L15 167L17 166V168L22 167V169L25 173L22 171V169H20V170L25 175H27L29 181L33 182L37 188L36 192H37V202H38L39 210L42 211V210L47 209L45 211H42V213L47 212L48 215H50V221L45 223L44 221H42L39 218V215L37 213L33 214V213L20 211V209H18L22 206L20 204V202H22V204H23V207L21 209L26 208V207H24L25 206L24 200H22V199L20 200L19 198H16V196H14L13 194H12L13 195L12 196L9 192L11 187L10 188L7 187V184H6L7 182L6 183L4 182L7 180H5L3 178L4 179V181H3L2 178L0 177L1 180L4 182L3 183L0 180L2 182V186L0 184L1 188L3 186L5 188V185L7 188H9V189H7L9 191H8V194L6 193L7 194L6 196L9 198L8 195L10 194L12 196V197L10 196V198H12L11 200L14 199L15 202L17 201L16 203L19 202V204H20V206L18 204H15L13 206V205H11V203L14 204L15 202L10 201V199H9L10 205H8V206L15 207L18 205L17 208L15 207L14 209L15 210L18 209L20 211V212L19 211L18 212L21 215L23 214V217H26L27 222H28L27 228H25L22 233L15 235L13 237H0V258L2 256H4V257L8 258L7 260H9V258L15 257V259H18L19 263H21L22 258L24 256L25 252L28 250V248L34 242L39 240L40 238L50 237V236H54V235H64L67 237H72L74 239L75 244L83 250L89 264H260V263L255 262V261H247L244 258L240 259L241 254H244V256H247V255L249 256L252 247L257 246L258 242L260 244V245L258 244V246H261V248H264L263 247L264 242L262 244L260 241L262 238L259 237L260 239L258 240V238H256L257 235L256 234L254 235L253 233H248L249 237L247 236L246 238L248 239V241L250 240V238H251V240L255 238L258 242L256 240H255V242H251V243H254L253 244L254 246H252L251 243L249 246V244H248L249 242L247 243V240L245 239V236L247 235L246 231L248 230V228L250 230V227L247 226L249 223V220H246L247 218H245V220H244V218H243V220L240 219V221H243V222H241L242 225H240V223L237 222V224L239 223V225L241 226L240 228H242V229H239V228H238V230L234 229L236 233L231 232V229H230L229 235H227L226 231H224L226 233L225 234L226 236H224V237H222V234H221L223 232L217 233V234H220L221 236L214 234L216 238L218 237L217 239H215L216 243L219 242L218 243L219 245H220V243L225 244V245H231L232 244L233 248L231 246H229V248L232 250H234V248L237 246V245L233 246V244H236L237 242L232 243V239L236 238V241L237 240L240 241V239L245 240L246 244H244L245 241L243 242L241 240L240 242H243L245 247L246 246L251 247V249L246 247L244 250L243 248H241L242 245L238 244L239 246H237L235 248V251L238 249L239 251L237 250V252L240 255L237 256L236 255L237 252L236 253H230V252H225V251L224 252L214 251L212 249L217 247L216 245L214 248H210L211 246H213L212 244H210L211 245L210 247L206 244L207 245V247H206V245L204 243V246H205L204 247L203 243L200 244V241H198L199 242V244H198L194 240H193L194 242L191 241V239L189 240V238L187 236L185 238H183L184 234H181L182 235L181 236V235H179V233H175V232H177V230H176L177 227H173V228H175V232L167 231L163 227L164 224L162 222H159V220L155 217L154 218L151 217L154 214L153 215H146L145 213H142L139 210L140 213L136 214L137 215L136 216L133 213H137L138 212L137 210H135L137 212L132 213V211H133L132 209L131 210L128 209L129 211H127L125 208L126 211H124L123 209L125 206H123L122 204H125V203L120 202L122 204L118 205V201H120V200H122V201H125V200L126 201H134L135 202L134 197H133L132 187H131L132 179H128V176H129V174L132 173V169L134 167V164H133L134 159L132 160L130 157L128 159L126 157V155L134 152V147H135L134 142H135L136 136L138 133L141 132V128L143 126L145 127L144 123L146 121L144 118L143 119H131L129 116L128 117L122 116V117L118 118L117 120L114 119L115 123H110L109 124L110 129L109 130H108V128L106 129L107 131H109L111 133V135L114 134V132L122 133L124 136V141L121 143L119 148L111 145L110 146L111 148L109 149L110 153L107 154V157H106V155L103 156V158L101 157L103 159L102 160L103 165L100 164V165H102L101 169L104 172V175L106 176L107 182H109L108 184H110V186H111V188L109 187L111 189L110 190L111 191L110 196H103V195L96 194V193L93 194L92 193L93 189L91 190L90 189L91 187H89V186H91L92 183L90 184L88 182L89 181L91 182L90 177H93L92 175L90 176L89 173L91 170L94 169V168L91 169V167L93 166L96 168V165L94 166V164L91 165V167L88 165V163H89L88 161H90V160H87V157H88L87 153L90 149L87 150V153L85 154L86 156H83L84 152L82 153V156H76V155L74 156L73 155L74 153L71 154V151H73V148L80 150V149H84L83 147L86 148L87 146H92V144L90 145L89 143H88L89 145L86 144L87 146H85V143L80 141V139L82 138V137H80L81 136L80 134L83 133V132H81V128L77 129L76 131L74 130V132H73V130H70L65 135H62V134H59V132H58L59 129L56 127L58 130H54L56 133L52 134V128H51L52 126L48 125V122H49L48 118L49 117H47V119L42 117L43 119H45V121H43L40 119L41 117L35 116L34 118H31V116L30 117ZM107 116L109 117V116H111V114H108ZM156 116H157V114H156ZM36 117L39 118L42 121V123H40L38 121L41 127L38 126L39 129L37 128V130H34L32 128L33 124H34L33 123L34 121H32V119L34 120V119H36ZM75 117H77V116L75 115ZM148 117L154 118L153 116H148ZM171 117H172V115H171ZM111 118H113V117H111ZM72 119H74V118H71L70 120H72ZM104 120H103L104 124H107V122H109V120L108 121L106 120L107 122H105ZM143 121H145V122H143ZM169 121L170 120L168 119V122ZM172 121H173V118H172ZM152 122H153V119H152ZM203 122H205V121H203ZM35 124H37V123H35ZM249 125L245 126V128L250 127ZM34 126H36V125H34ZM105 126H107V125H104V127ZM146 126H148V125L146 124ZM256 126H258V124H256ZM251 127H252V125H251ZM259 127L261 128V126H259ZM40 129H41V131L43 130L45 135L48 136L47 138L44 137V139H48L49 141L48 140L47 141L49 143L46 140H45L46 142L43 141L44 139L40 138L41 135H38V131H40ZM61 129H62V127H61ZM61 129H60V131H61ZM146 129L150 130L149 127ZM257 129H258V127H257ZM257 129H256V131H257ZM33 130L36 133H33ZM156 130H158V129H156ZM43 131H42V133H43ZM57 132H58V134H57ZM163 132H165V130ZM249 133H250V131H249ZM55 134H57V135L55 136ZM159 134H161V133H159ZM220 134H222V133L220 132ZM213 135H215V134H213ZM217 136L215 138H217ZM222 136L224 137V135H222ZM36 137H38V138H36ZM116 139H117V136L114 135V140H116ZM229 142H231V141H229ZM102 146H103V144H102ZM232 148H233V146H232ZM86 149H84V150L86 151ZM79 153H81V152H79ZM91 153H93V152H91ZM89 155H91V154H89ZM204 156L205 155H203V157ZM91 157H93V156H91ZM94 158H95V156H94ZM214 159L216 160V158H214ZM214 159H212V160H214ZM50 161H57V162L61 163L63 165L62 166L63 171H62V173H60V175L65 179L73 180L74 183H76L78 185L79 189L76 190L77 187L75 189H69L68 188V185L70 183H73V182H67V185H66L67 187L65 188L60 181H57V180L51 178L47 174L48 168L44 167L45 165H41V164H44V163H47ZM95 161L99 162V163L101 162V160L100 161L95 160ZM199 161H200V159H199ZM86 162H88V163H86ZM205 163L202 164V167L207 165L206 160H205ZM211 163H213V162H211ZM48 164H50V163H48ZM218 164H219V162H218ZM222 164L221 165L219 164V165L222 166ZM135 165H136V163H135ZM195 165H198L197 162ZM89 167H90V169H89ZM212 168L216 169L217 164L216 163L213 164ZM94 171H96L95 173L97 174V173H99L97 171H101V170H99V169L95 170L94 169ZM185 173H186V171H185ZM9 181L10 180H8V182ZM11 183H13V182H11ZM43 184H45V185H43ZM88 184H89V186H88ZM50 185L53 186V188L50 192V195L47 196L44 193L43 188L49 187ZM4 188L1 190L6 189V188L5 189ZM7 190L5 192H7ZM3 192L4 191H2V195H3ZM5 192H4V195H5ZM14 192H16V195L18 192V195L20 196V193L18 190L15 189ZM6 196H4V197H6ZM22 196H24V195H22ZM2 202L4 204H7L8 200H6L4 198V199H2ZM58 206H59V208H58ZM119 206L123 207V209L120 208ZM77 207L80 208L81 214L78 212L79 209H77ZM164 207H165V205H164L163 200L152 202L149 205L150 210H152V212H155V213L160 212ZM27 209H28V207H27ZM134 209H136V208H134ZM73 210L74 211L77 210V211L74 212ZM27 211H29V210H27ZM163 211H164V209H163ZM73 212L74 213L78 212L77 214H80L79 217H80V220L82 222L81 221L79 222L78 219L76 218L77 214H76V217H74V215H75L74 214V215H72L73 217L69 218V216H71V214H73ZM87 214L90 215V217L87 216V218H89L88 220L85 219L86 217H84V218L81 217L82 215L85 216ZM102 214L105 215L106 220L104 221V218H103V223L101 226L99 224L100 222L97 223L98 222L97 218L100 216L99 219L102 221V217H101ZM139 214L141 215V217L138 216ZM174 214H176V213H174ZM176 216H178V215H176ZM242 216H243V214H242ZM242 216H240V217H242ZM259 217L262 219L260 220ZM67 218L69 219V221ZM73 218L75 219V221L77 219V222H79L80 225H79V223H76L75 221L72 223L71 221ZM81 218L85 219L84 221L86 222V224H84V221ZM171 218L174 220L175 223L178 220V219H176L175 216L171 217ZM249 218H251V217H249ZM172 219H171V221H172ZM94 221H96V223L100 225L97 227L103 233V236L101 237V239L98 238V236L100 234H102V233H100V231H99V233L96 232L98 236H96L95 233H94L95 234L94 235L91 232V231H93V229H94L93 232H95V229H96V227H95L96 225L94 226ZM247 221H248V223H247ZM251 221H252V219H251ZM92 222H93V226L95 228H92V226L89 225ZM166 222H167V220H166ZM181 222H182V220H181ZM181 222H179V223L181 224ZM177 223H178V221H177ZM167 224L169 225L168 222H167ZM243 224L246 225L248 228L246 229L245 227H242ZM184 225L186 226L185 229L190 228L185 222H184ZM184 225H182V226L185 227ZM72 226H74V227H72ZM100 227H102V228H100ZM170 227H172V225ZM237 227H239V226L237 225ZM243 228H244V230H243ZM113 229H115V230H113ZM180 230H182V229H180ZM242 230L246 233H244ZM113 231H114V233H113ZM184 231L185 230L181 231V233ZM188 231H189V229H188ZM232 231H233V229H232ZM184 233L187 234L186 232H184ZM242 233H244L245 236ZM108 234H110V238L112 237L111 235H113V234L116 235V236L114 235L115 237H112L113 239H111V241L114 240V242H112V243L108 242V240H110V238L108 239ZM194 234H196V232ZM200 234H202L201 235L202 237L204 236V233H200ZM92 235L96 236V237H94L95 239L93 238ZM188 235H190V234H188ZM207 235H210V234H207ZM211 235H212V237H214L213 234H211ZM263 235H262V237L264 238ZM253 236H255V237L252 238ZM204 237H206L207 239L209 238V236H204ZM91 238H92V240H91ZM192 238H196V237H192ZM200 239H198V240H200ZM201 241L204 242L203 239ZM239 241H238V243H239ZM171 243H175L174 245L173 244L172 245L173 246L176 245L175 247L178 246L179 250L172 249L171 247H173V246H171ZM255 243H256V245H255ZM96 247L97 248L101 247L103 249L104 248L107 249L106 255L108 256V258H107V256H106V258H104L105 253L102 256L101 253L97 251L100 249H97ZM239 247L243 250L241 251V249ZM220 248L222 249V246H220ZM261 248H259V250H261V251H256L257 253H256L255 257L264 263V251H262ZM40 249H42V247L37 246L35 248V252L37 253ZM105 249H104V252H105ZM217 249H218V247L215 250H217ZM255 249H257V248H255ZM255 249H254V251H255ZM227 251H229V250H227ZM36 253L33 254L31 259L29 260L30 264H35L34 258H35ZM3 258H1V259H3ZM6 263H8V262H6ZM9 264H11V263H9ZM62 264H79V263H76L70 259H67V260H64V262Z\"/></svg>",
	"mask_w": 264,
	"mask_h": 264
},
{
	"label": "crops",
	"instance_id": "obj_3",
	"mask_svg": "<svg viewBox=\"0 0 264 264\" xmlns=\"http://www.w3.org/2000/svg\"><path fill=\"white\" fill-rule=\"evenodd\" d=\"M262 50L264 51V47L256 48L243 58L250 56L252 52ZM256 74L257 69L254 66H246L243 70V79L249 77L254 79L257 77ZM236 80L235 75L234 82ZM234 89L236 90L235 86ZM237 93L239 91L236 90ZM237 96L241 103L256 109L260 106L264 110V94L254 103L246 101L240 93ZM243 209L244 193L238 179L223 170L204 168L196 171L183 181L177 195L178 214L191 229L199 233L216 234L230 229L239 220ZM3 216L4 212L0 211V232L13 230L15 228L13 225L1 220ZM50 252L54 250L40 249L34 263L57 264L52 260ZM27 264H30V261Z\"/></svg>",
	"mask_w": 264,
	"mask_h": 264
},
{
	"label": "built area",
	"instance_id": "obj_4",
	"mask_svg": "<svg viewBox=\"0 0 264 264\" xmlns=\"http://www.w3.org/2000/svg\"><path fill=\"white\" fill-rule=\"evenodd\" d=\"M116 142H119L120 141V136L119 137H117V139L115 140ZM68 188L69 189H75L76 188V186H75V184L74 183H70L69 185H68Z\"/></svg>",
	"mask_w": 264,
	"mask_h": 264
}]
</instances>
